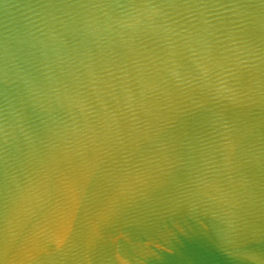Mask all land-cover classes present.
<instances>
[{"label": "water", "instance_id": "95a60500", "mask_svg": "<svg viewBox=\"0 0 264 264\" xmlns=\"http://www.w3.org/2000/svg\"><path fill=\"white\" fill-rule=\"evenodd\" d=\"M0 264H264V0H0Z\"/></svg>", "mask_w": 264, "mask_h": 264}]
</instances>
